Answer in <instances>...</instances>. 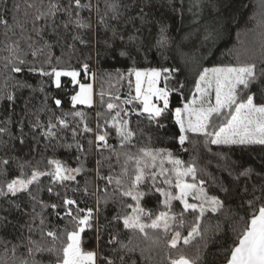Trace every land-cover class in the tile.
<instances>
[{
  "label": "trees",
  "instance_id": "obj_1",
  "mask_svg": "<svg viewBox=\"0 0 264 264\" xmlns=\"http://www.w3.org/2000/svg\"><path fill=\"white\" fill-rule=\"evenodd\" d=\"M37 8L46 9L49 0H34ZM66 2V0H65ZM88 2V0H86ZM90 2L100 9L103 15L105 0H90ZM193 0H151V7L145 8L147 13L144 20L136 18L129 20L130 16H137L139 8L125 11L120 20H109V24L116 29L117 35L112 39L111 28L105 30L98 25L99 15L93 9L91 15L85 10L81 16L86 20L91 19L92 29L85 30V39L89 40L90 47L81 45L78 41L76 51H71L67 45L72 43V29L66 31L63 27L57 29V37L51 33L45 21L37 22V27H43V39L33 31L31 17L25 18L23 9L17 17L24 25L23 30L15 29L9 32L7 37L4 29L0 26V128L7 131L0 133V160L9 159L7 168L0 167V189L6 191V183L17 178L23 172L24 177L31 175L34 168L40 171H49L48 160H60L69 168L79 167L81 161L84 169L76 181L65 182V186L53 183L51 177L42 176L39 181L30 185V192L18 193L16 196L10 194L6 197L0 196V217H6L10 221L7 227H0V264H20L22 260L31 261L28 255L27 241L23 238L31 236L33 240L42 244L51 245V239L44 237L41 239L39 230L29 233L27 225L39 224V217L33 222L32 217L40 214L45 219L46 227L62 233L61 240L66 243V232L72 231L74 225L70 218L64 215V208L52 209L43 205L63 204L65 195L68 198L79 201V207L87 210L92 208L95 212L99 207V220L101 224L112 221L114 215H124L131 212L130 208L122 205L118 201V193L112 196V187L107 192L109 201L104 203V192H97V182L95 180L96 160L100 159V152L96 150L95 144L89 151V140H95V133L98 131L97 124L105 125V121H110L116 112L121 113L122 119L130 121V128L135 133L132 144L135 147L127 146L120 149L119 138L115 130L101 127L102 133L108 131V143L121 151L136 153L141 147L153 149H167L174 158L180 159L187 167L189 163H195L198 169V179L205 181V190L210 196H217L223 207L216 213L207 212L201 219V235L195 237L191 244L185 246L182 240L178 243L177 249H170L167 241L171 238V233L165 236L162 232L148 230L149 239L139 232H130L124 229L122 223L117 225L115 221L109 228L104 230L103 241L98 250L100 255H111L115 259V264H121L119 257H124L123 264H169L167 259L170 253L172 257L183 254L192 257L200 250V264H220L226 261L230 247L237 239V234L244 228L246 221L251 214L258 210L264 201L255 199L260 196L259 187L264 183V145H212L205 144V138L189 133V139L181 145L178 140L179 127L175 124L172 113L176 108L183 106L194 93L196 81L200 73L205 68L236 65L238 63H252L257 66V71L264 68V0H202L199 10L190 11ZM13 0H7V6L11 9ZM2 10V7H0ZM33 12L35 9L32 10ZM195 12V15H194ZM12 12L9 11L7 19L12 23ZM64 19L63 14H59L57 23ZM166 29L164 35L167 43L163 47L157 46V41L161 39V27ZM98 29V31H97ZM208 32H212L211 38L205 39ZM31 37L28 40L27 37ZM123 37L121 40L120 37ZM133 37L134 44L129 41ZM105 40L112 45L105 47ZM16 41L20 44L21 57L33 62L37 67L40 60L33 61L29 54L26 57L23 53H30L28 44L35 47H42L47 41L53 44L51 48V65H45V70L50 71L51 67L75 69L81 72L79 79L87 81L91 76L95 89L94 104L73 106L71 96L75 93L77 85L71 83L70 77H61L59 88L53 82V77H42L39 73L28 72L27 68L21 73L11 72L12 65L8 63L9 53L5 46ZM132 44L142 45L139 54L133 53L135 59H128L118 55L119 51ZM90 54L91 59L85 60ZM56 57H61L57 64ZM41 60L43 57L40 58ZM87 62L89 69L87 75L81 68V64ZM158 68L160 70L168 68L174 70L166 81L164 77L167 73L161 74L159 87L167 86L172 89L169 95V110L161 118V122L166 125L163 129H157L155 124H149L147 114L137 116L136 113L142 110L141 103L133 99L135 97L134 76L129 75L130 68ZM122 74V78L121 75ZM27 82L30 87H21L19 82ZM183 88L180 89V85ZM176 89H180L177 91ZM259 85L252 88L253 93H258ZM12 95L14 100L8 101L6 97ZM119 97V99H117ZM59 99L61 105L56 106L55 100ZM131 100V103L127 101ZM256 102H262L259 95ZM113 103L117 107L111 112L107 109V104ZM162 106V103H159ZM11 105V106H10ZM127 111L128 116L123 113ZM84 113V120L80 117H73L71 113ZM65 113L68 115L65 116ZM97 113L101 115L98 117ZM57 117H63L67 123V128L57 127L53 131L55 135L45 138L42 132L47 131V124L57 122ZM216 128L225 123L227 116L213 117ZM45 126L44 128L34 127L36 122ZM7 122V123H5ZM87 124L93 129V133L81 134V129ZM73 130L77 132L73 138ZM211 130V129H210ZM21 140L24 143H21ZM79 142L83 148V153H78L75 144ZM66 145H72L67 148ZM80 155V161L77 160ZM108 151L103 152V156L108 157ZM123 163V159H121ZM24 165L21 169L20 165ZM113 174L120 173V165L117 164L115 156H111ZM166 167H171L165 162ZM131 165L129 168L131 170ZM252 169L250 177L239 175L245 169ZM104 173L109 169L105 162ZM186 179L192 182L191 177ZM89 181V195H85V181ZM174 181V177H173ZM148 185H142L140 190L148 194L142 199V206L146 210H151L154 218L164 207L159 202L163 200L153 187L148 192ZM79 186L80 191L73 189ZM156 186L164 188L166 191H174L164 185L162 178L158 179ZM253 186L257 191L253 193ZM52 187L53 192L49 193L48 188ZM103 188V184H99ZM247 188V192L244 189ZM227 189V192L224 191ZM59 193V195H57ZM95 193V194H92ZM97 195L101 197V203L97 205ZM35 197V199H33ZM254 201V207H249L248 201ZM132 203L130 198H125V204ZM18 205V207H17ZM174 211L180 212L182 205L179 201H173ZM76 212V206L72 208ZM59 212V216L56 213ZM80 215H83L81 213ZM186 215V224L180 228L183 236H187L190 226L194 222V215ZM105 217L107 219H105ZM243 218V219H241ZM146 223H150L147 217L143 218ZM109 233L115 235L118 240L113 245H107L110 239ZM60 245V241H57ZM125 247L121 250L120 245ZM81 247L83 250H94L97 248L95 229H85L81 233ZM115 247L117 251L110 250ZM15 248V251L13 250ZM36 258L42 260L44 264H55V257L44 253H36ZM102 264V262H101Z\"/></svg>",
  "mask_w": 264,
  "mask_h": 264
},
{
  "label": "snow or ice",
  "instance_id": "obj_2",
  "mask_svg": "<svg viewBox=\"0 0 264 264\" xmlns=\"http://www.w3.org/2000/svg\"><path fill=\"white\" fill-rule=\"evenodd\" d=\"M202 0H193L189 10H199ZM151 0H105V8L103 15H100V9L96 5L92 4L90 0H49V3L44 10L37 8L34 0H13L11 9L7 6V0H0V26L4 29V35L7 37L9 32H14L15 29L20 28L23 30L24 25L17 18L23 9V15L25 18L31 17L33 23V31L41 39H43L42 32L45 30L43 27H37V22L43 20L51 27V33L57 37L59 41V33L57 29L63 27L66 31L71 27L72 43H69L67 47L75 52L76 44L79 42L85 47H90V41L85 39V30L92 29L91 19H85L81 16V13L85 10L89 11L90 15L95 9L97 15H99L98 25L103 26L105 30L111 28L115 39L117 32L109 24V20H120L124 14L121 9L126 12L139 8L137 16H130L129 20H135L139 18L144 20L147 13L145 8L151 7ZM35 9L33 12L32 10ZM12 12V23H9L7 19L8 12ZM63 14L64 19L57 23L59 14ZM195 15V12H194ZM98 31V29H97ZM166 29L161 27V39L157 41V46L163 47L167 43V37L164 35ZM212 32H208L205 39L211 38ZM123 40V37H120ZM31 40V37H27ZM129 41L134 44L133 37H129ZM105 47L111 48L112 45L105 40ZM132 44L122 48L118 55L128 59H135L134 52L139 54L142 45ZM53 44L45 41L42 47H35L33 44H28L30 53H23L26 57L31 55L33 61L40 60V66L37 67L33 62L29 64V61L21 57L20 44L16 41L5 46V50L8 51L9 57L8 63L12 65L10 71L14 73H21L27 68L28 72L39 73L42 77H54V84L57 88L61 86V77H70L73 85H78L79 91H76L71 96V102L73 106L76 105H89L92 104V85L87 83H81L78 77L81 76V72L75 69H65L51 67L50 71L45 70V65H51V48ZM43 57L41 60L40 58ZM91 59L90 54L85 57V60ZM61 57H56L57 64L60 63ZM81 68L84 70V74L87 75L89 64L84 62L81 64ZM174 70L168 68L157 70L155 68L139 70L135 67L128 70L129 75L135 76V92L136 96L133 98L139 100L143 104L141 111L137 112V116L147 114V120L149 124H155L157 129H163L166 127L161 122V118L169 110V95L172 89L167 86L161 88L157 87V83L161 77L162 72L167 73L164 79L167 81L172 75ZM121 78H122V74ZM147 83V87L142 85ZM21 87H30L27 82H19ZM259 85L258 93H253L251 90L254 86ZM183 85H180V89ZM180 89H176L179 91ZM214 92V100L212 102L211 94ZM259 95L262 102H256V96ZM155 97L157 101H162V106H158L152 102V98ZM6 99L10 102L14 100L12 95H8ZM119 99V97H117ZM131 103V100L127 101ZM57 107L61 105L59 99L55 100ZM11 106V105H10ZM117 105L113 103L107 104V109H115ZM68 115L65 113V116ZM73 117H80L81 121L84 120V113L73 112ZM101 114L97 113L99 117ZM124 116H128L129 113L125 111ZM227 116L226 123L221 124L218 129L216 128L213 117ZM175 120V124L179 127L178 140L181 145H184L185 141L189 139L188 134L192 133L197 136L205 138V144L212 145H241L248 146L253 144L264 145V68L257 71V66L252 63H238L236 65H225L212 68H206L200 73L199 79L196 81L195 93L193 98L184 104L183 108H176L172 113ZM7 123V122H5ZM130 121L121 118V113L116 112L112 116L111 120L105 121V125L101 126L97 124L98 131L95 133V140H89V151L95 144L96 150L100 152V159L96 160V167L90 171L95 172V180L99 182L97 184V192H104L105 196L103 201L105 204L109 201L107 195L108 189L112 187V196H116L118 193V201L122 205L131 209V212L124 215H114L112 221H115L117 225L122 223L124 229L130 232H139L145 239H149L148 230L153 232H162L165 236L171 233V238L167 241L170 249H177L178 243L182 240L185 246L191 244L192 240L201 235L200 223L201 219L207 212L216 213L223 207V202L217 196H210L205 190V181L198 179V169L195 163H189L187 167L184 166V162L180 159L174 158L172 153L167 149H153L150 147H141L136 153L128 151H121L127 146L135 147L132 144L135 133L130 128ZM34 127L44 128L37 121ZM57 127L63 129L68 127L67 121L63 117H57V122L52 123L51 120L47 124V131L42 132L45 138H49L55 135L53 131ZM101 127L111 128L115 130L116 136L119 138L120 149L114 148L108 143V131L100 132ZM211 129V130H210ZM6 128H0V133L6 132ZM93 133V129L84 124L81 129V134ZM77 136V132L73 130V138ZM23 144L24 141L21 140ZM67 148H71L72 145H66ZM78 153H83L85 150L83 146L77 142L75 144ZM108 151L110 155L108 157L103 156V152ZM111 156H115L117 164L120 165V173L118 175L113 174V165L111 164ZM123 159V163H121ZM77 160L80 161V155H77ZM105 162L109 169L108 173H104ZM165 162L171 167H166ZM10 164L9 159L0 160V167L7 168ZM131 165V170L129 168ZM49 171H40L39 168H34L31 175L24 177L23 172L17 178L11 179L7 182L5 187L6 191L0 189V196L6 197L9 194L16 196L18 193L28 191L29 186L38 182L40 177L49 176L53 183H59L61 186H65V182L76 181L84 169V164L81 161L79 167L69 168L64 165L60 160L50 159L48 160ZM23 169L24 165H20ZM252 169H245L239 173L241 176L250 177ZM174 177V181H173ZM185 177H191L192 182H187ZM162 178L164 185L174 188L175 191H166L164 188L156 186L158 179ZM151 181V185L148 187V192H151L152 188L163 197L159 203L163 205L164 210L159 211L155 217H152L151 210H146L142 206V199L148 194L145 191L140 190L142 185H148ZM89 181H85L84 193L89 195L88 190ZM103 184V188L99 187V184ZM74 192L80 191L79 186L73 189ZM227 192V189H224ZM247 192V188L244 189ZM253 193L257 191L256 186H253ZM260 196L255 199L264 201V183L259 187ZM48 192L52 193L53 188L49 187ZM95 194V193H92ZM59 195V193H57ZM189 197L192 201L189 202ZM125 198H130L132 203L125 204ZM35 199V197H33ZM173 201H179L182 205L180 212L174 211ZM97 205L101 203V197L97 195ZM79 201L68 198L66 195L63 198V204H51L43 205L44 207H51L52 209L64 208V215L70 218V222L73 223L74 229L66 232L67 242L64 243L61 240L62 233L57 232L55 229L49 230L46 227L45 219L40 214H35L32 217L33 222L39 217V224L35 225L29 223L27 225L29 233H33L39 230L41 239L46 236L51 239V245L42 244L40 241L33 240L31 236L25 237L27 241L28 255L32 257L31 261L25 259L20 261V264H44L42 260L36 258V253L43 255L48 253L55 257V264H115V259L111 255H100L98 250L103 241L104 230L109 228L112 221H108L107 224H101L99 220L100 210L99 207L94 210L88 208L87 210L79 207ZM249 207H254V201H248ZM76 206V212L74 213L72 208ZM18 207V205H17ZM83 213V215H80ZM192 214L195 219L187 236H183L180 228H183L186 224V215ZM59 216V212L56 213ZM144 217L150 220V223L144 221ZM105 219H107L105 217ZM243 219V218H241ZM11 223L7 221L6 217H0V227H7ZM95 229L97 248L94 250H83L81 247V233L85 229ZM110 239L107 241V245H113L118 238L109 233ZM60 241V245L57 244ZM125 245L121 244L122 250ZM15 251V248L13 249ZM115 253L117 249L113 247L110 250ZM200 250L194 256L188 257L180 254L177 257H172L169 253L167 259L169 264H200L201 260ZM121 264H123L124 257H119ZM226 264H264V203H261L258 210L254 211L250 219L246 221L244 228L237 234V239L234 241L233 246L230 247L229 255L226 257Z\"/></svg>",
  "mask_w": 264,
  "mask_h": 264
},
{
  "label": "rangeland",
  "instance_id": "obj_3",
  "mask_svg": "<svg viewBox=\"0 0 264 264\" xmlns=\"http://www.w3.org/2000/svg\"><path fill=\"white\" fill-rule=\"evenodd\" d=\"M234 66V65H233ZM216 67H218V66H216ZM208 68H212V67H208ZM145 69H151V68H139V70H145ZM155 69H157V70H160V69H158V68H155ZM206 69V68H205ZM204 71V70H203ZM134 76V75H133ZM78 79H79V77H78ZM53 80H54V77H53ZM80 80V79H79ZM159 81H160V79H159ZM159 81H158V83H157V87H159ZM80 82L81 83H87V84H91L92 85V104L91 105H93L94 104V100H95V89H94V84H93V79H92V76L87 80V81H81L80 80ZM134 82L136 83V81H135V76H134ZM143 87H147V83L145 82V84L144 85H142ZM76 91H79V87H78V85H77V89H76ZM75 91V92H76ZM194 93H195V90H194ZM193 93V94H194ZM75 94V93H74ZM73 94V95H74ZM193 94L191 95V97L189 98V100L188 101H190L192 98H193ZM135 96H136V92H135ZM211 96H212V102L214 103L215 102V100H214V92L211 94ZM139 101V100H138ZM188 101H186L185 103H187ZM140 103H141V106H142V108H143V104H142V102L141 101H139ZM152 102L153 103H156L158 106H160V104L159 103H162V101H157L156 99H155V97H153L152 98ZM184 103V104H185ZM184 104H183V106H184ZM81 105H83V104H81ZM183 106H181V107H178V108H183ZM228 118V117H227ZM226 123V122H225ZM185 180L187 181V182H190V181H188L187 179H186V177H185ZM174 191H175V189H174ZM173 191V192H174ZM189 202H195V201H192V199H191V197H189Z\"/></svg>",
  "mask_w": 264,
  "mask_h": 264
},
{
  "label": "water",
  "instance_id": "obj_4",
  "mask_svg": "<svg viewBox=\"0 0 264 264\" xmlns=\"http://www.w3.org/2000/svg\"><path fill=\"white\" fill-rule=\"evenodd\" d=\"M220 264H226V261H225V262H223V263H220Z\"/></svg>",
  "mask_w": 264,
  "mask_h": 264
}]
</instances>
